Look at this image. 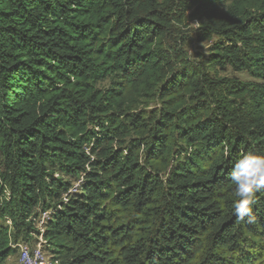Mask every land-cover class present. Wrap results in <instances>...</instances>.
Instances as JSON below:
<instances>
[{
    "label": "trees",
    "instance_id": "obj_1",
    "mask_svg": "<svg viewBox=\"0 0 264 264\" xmlns=\"http://www.w3.org/2000/svg\"><path fill=\"white\" fill-rule=\"evenodd\" d=\"M249 150L264 0H0V264L34 237L52 264H264V189L233 214Z\"/></svg>",
    "mask_w": 264,
    "mask_h": 264
},
{
    "label": "clouds",
    "instance_id": "obj_2",
    "mask_svg": "<svg viewBox=\"0 0 264 264\" xmlns=\"http://www.w3.org/2000/svg\"><path fill=\"white\" fill-rule=\"evenodd\" d=\"M229 178L236 197L232 202L233 214L240 221L247 218V223H255L256 194L264 189V151L249 150L241 154L232 164Z\"/></svg>",
    "mask_w": 264,
    "mask_h": 264
},
{
    "label": "rangeland",
    "instance_id": "obj_3",
    "mask_svg": "<svg viewBox=\"0 0 264 264\" xmlns=\"http://www.w3.org/2000/svg\"><path fill=\"white\" fill-rule=\"evenodd\" d=\"M189 12L186 14L188 15ZM187 22V27H185V31H183V35L184 38H186V43L184 46V50H187L188 54L193 56L194 54L197 53H204L206 54L209 47L211 46V44L214 42V40L217 39L216 36H212L211 38H207V39H201V20L200 19H189L186 21ZM222 75H227V76H234L237 77L239 79L242 80H248L249 77L247 74L243 73V72H238L236 70L227 68L225 70H223ZM108 83L104 82L102 84V86H106ZM47 219V215L46 214H41L38 218H37V224L38 227H41L43 225V222ZM25 241V240H24ZM23 243V241H19V243L17 244H21ZM29 243L31 246V249H35V248H40L43 254V257L46 261V264H52V260L50 257L49 252L46 249L45 244H41V239L39 238L38 240H36V238L34 237L33 239L29 240ZM15 244L14 245V253L11 254L9 256V258L7 259V261L4 262V264H20V259H19V247L18 245Z\"/></svg>",
    "mask_w": 264,
    "mask_h": 264
},
{
    "label": "built area",
    "instance_id": "obj_4",
    "mask_svg": "<svg viewBox=\"0 0 264 264\" xmlns=\"http://www.w3.org/2000/svg\"><path fill=\"white\" fill-rule=\"evenodd\" d=\"M29 243L17 244L19 247L20 264H46L40 248L31 249Z\"/></svg>",
    "mask_w": 264,
    "mask_h": 264
}]
</instances>
